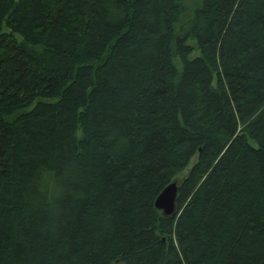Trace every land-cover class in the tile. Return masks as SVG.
<instances>
[{"label": "trees", "instance_id": "16d2710c", "mask_svg": "<svg viewBox=\"0 0 264 264\" xmlns=\"http://www.w3.org/2000/svg\"><path fill=\"white\" fill-rule=\"evenodd\" d=\"M0 264H264V0H0Z\"/></svg>", "mask_w": 264, "mask_h": 264}, {"label": "water", "instance_id": "95a60500", "mask_svg": "<svg viewBox=\"0 0 264 264\" xmlns=\"http://www.w3.org/2000/svg\"><path fill=\"white\" fill-rule=\"evenodd\" d=\"M175 196L176 185L171 184L157 197L155 208L162 211L165 216L171 215L175 210Z\"/></svg>", "mask_w": 264, "mask_h": 264}]
</instances>
